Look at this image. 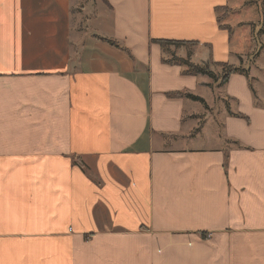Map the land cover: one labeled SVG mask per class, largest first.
<instances>
[{"label":"crops","instance_id":"crops-1","mask_svg":"<svg viewBox=\"0 0 264 264\" xmlns=\"http://www.w3.org/2000/svg\"><path fill=\"white\" fill-rule=\"evenodd\" d=\"M248 4L0 0V264H264V41L226 22Z\"/></svg>","mask_w":264,"mask_h":264},{"label":"rangeland","instance_id":"rangeland-1","mask_svg":"<svg viewBox=\"0 0 264 264\" xmlns=\"http://www.w3.org/2000/svg\"><path fill=\"white\" fill-rule=\"evenodd\" d=\"M82 1V0H81ZM263 0H255V4H248L246 6H243L242 8H239L238 11H236L233 14V17L231 16L229 19H226V22H232V26L235 27V36L238 38V41L240 42V37L245 31L250 32V36H246L243 38V44L244 45H249V47L253 48L254 43H256V46H260L261 42L264 41V34L262 29L264 28V6H263ZM259 9V10H258ZM233 18V19H232ZM239 21H250L251 24L245 25L243 28L236 27V22ZM264 30V29H263ZM250 38V40H249ZM257 47V48H258ZM174 48V47H173ZM215 70H219V68L215 67ZM218 103V102H217ZM217 103H215V106L213 108H217ZM200 104V109L201 111H205V106L202 103ZM223 105V104H222ZM200 120L204 119H199L198 125L201 127L204 126L206 123L202 124ZM217 122V120H216ZM214 122L210 121V124L207 125L208 128H212V124ZM199 136H203L205 133L204 129L199 132ZM198 136V135H196Z\"/></svg>","mask_w":264,"mask_h":264},{"label":"trees","instance_id":"trees-1","mask_svg":"<svg viewBox=\"0 0 264 264\" xmlns=\"http://www.w3.org/2000/svg\"><path fill=\"white\" fill-rule=\"evenodd\" d=\"M156 42H158L161 45L163 51L167 55H169L168 58H166V57L163 58L164 62L181 64L182 66L185 67V69L183 70L184 74H190V75L205 74V75H208V76L214 78L215 80L217 79L216 74L214 73L213 70L210 69L209 65H207V64L199 65V64L193 63L190 59V57H191L190 54L186 58L176 56V53L172 49V47H174V49H175L176 47H179L181 45H187L190 42L168 40V39H159V40H156ZM218 66H221V68H222V78H221L222 83H226L229 76L232 73H235V72L246 73V70L238 68V67H234L228 63H219ZM176 94H178L180 96L182 95V93H176ZM184 95H186L192 99H195V100L204 101L202 98L195 96L191 93L183 94V96Z\"/></svg>","mask_w":264,"mask_h":264}]
</instances>
